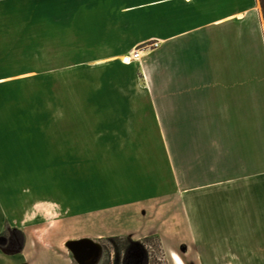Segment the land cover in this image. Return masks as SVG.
<instances>
[{
	"label": "crops",
	"instance_id": "crops-1",
	"mask_svg": "<svg viewBox=\"0 0 264 264\" xmlns=\"http://www.w3.org/2000/svg\"><path fill=\"white\" fill-rule=\"evenodd\" d=\"M33 43H38V49H33ZM153 43H158L157 48L143 50L141 59L133 62L135 50ZM33 57L40 59L45 75L96 74L118 60L125 67L133 63L148 85L146 90L166 67L168 105L180 110L175 115L190 127L181 136L206 139L199 147L200 164L213 171H241L228 181L251 184V210L227 212L202 205L200 211L203 224L216 234L242 232L238 215L251 218V247L240 253L242 257L231 252L240 248L218 245L217 249L201 247L196 255L187 253L184 258L173 252L174 264L175 257L182 264H241L249 259L251 264H264L260 0H0V88L14 90L17 73L29 74L25 59ZM124 57L131 59L130 64H124ZM16 59L24 61L17 65ZM4 100L10 103L9 94ZM15 139L10 130L0 135L2 171L26 166L16 162L17 152L22 155L26 150H17ZM12 183V188L3 183L9 187L0 192V201L7 207L0 215V236L14 229L22 232L24 241L14 252L0 246V264H77L67 243L81 239L62 236L65 219L48 222L47 213L32 211L31 201L17 204L15 178ZM226 217L232 220L227 222ZM204 225L203 231L208 232ZM105 235L100 232L83 239L96 244Z\"/></svg>",
	"mask_w": 264,
	"mask_h": 264
},
{
	"label": "rangeland",
	"instance_id": "rangeland-1",
	"mask_svg": "<svg viewBox=\"0 0 264 264\" xmlns=\"http://www.w3.org/2000/svg\"><path fill=\"white\" fill-rule=\"evenodd\" d=\"M16 60L17 65L24 61ZM25 60L29 74L17 73L14 90L0 88V135L14 132L16 149L26 150L15 155L16 162H25L22 169L0 168L11 188L16 179L17 204L31 201L32 211L47 213L48 222L65 219L63 237L105 233L98 240L97 264L109 254L113 261L118 243L113 237H130L133 246H144L151 263L159 264H174L173 252L184 258L201 247L229 245L240 248L231 250L240 257L251 247L249 216L239 214L242 232L230 234L211 232L200 218L202 205L251 210V184L228 181L241 171H213L200 164L199 147L206 139L181 136L190 127L175 115L180 110L168 105L166 67L146 90L133 63L125 67L118 60L96 74L45 75L38 57ZM8 94L10 103L4 104ZM5 182L0 192L9 187ZM5 208L0 201V215ZM23 241L14 229L0 236V246L9 252Z\"/></svg>",
	"mask_w": 264,
	"mask_h": 264
},
{
	"label": "water",
	"instance_id": "water-1",
	"mask_svg": "<svg viewBox=\"0 0 264 264\" xmlns=\"http://www.w3.org/2000/svg\"><path fill=\"white\" fill-rule=\"evenodd\" d=\"M67 248L72 253L77 264H97L102 252L99 243L94 244L87 239L70 241L67 243ZM129 254L132 255L133 259L127 257ZM125 255V264H147V253L143 246L135 247L132 244Z\"/></svg>",
	"mask_w": 264,
	"mask_h": 264
},
{
	"label": "trees",
	"instance_id": "trees-1",
	"mask_svg": "<svg viewBox=\"0 0 264 264\" xmlns=\"http://www.w3.org/2000/svg\"><path fill=\"white\" fill-rule=\"evenodd\" d=\"M260 4L262 7L263 18H264V0H260ZM110 240H113L114 242H118L116 243L115 248L113 249V257H112L113 261H110L111 255L109 254L107 260L103 261L102 264H125L124 255L132 245L133 243L132 239L130 237H113L110 238ZM146 253H147V264H159L158 262L151 263L150 258L148 256V252L146 251Z\"/></svg>",
	"mask_w": 264,
	"mask_h": 264
},
{
	"label": "built area",
	"instance_id": "built-area-1",
	"mask_svg": "<svg viewBox=\"0 0 264 264\" xmlns=\"http://www.w3.org/2000/svg\"><path fill=\"white\" fill-rule=\"evenodd\" d=\"M157 46H158V43H153V44L143 48L142 50H135V53H134L135 57L133 58V61H139L141 59L142 56L140 54L143 53V50L151 51V50L157 48Z\"/></svg>",
	"mask_w": 264,
	"mask_h": 264
},
{
	"label": "bare ground",
	"instance_id": "bare-ground-1",
	"mask_svg": "<svg viewBox=\"0 0 264 264\" xmlns=\"http://www.w3.org/2000/svg\"><path fill=\"white\" fill-rule=\"evenodd\" d=\"M134 57H135V55H134ZM122 61H124L126 64H128V63H130L131 59L129 57H124ZM175 262L177 264H182V262L180 261V259L177 258V257H175Z\"/></svg>",
	"mask_w": 264,
	"mask_h": 264
},
{
	"label": "flooded vegetation",
	"instance_id": "flooded-vegetation-1",
	"mask_svg": "<svg viewBox=\"0 0 264 264\" xmlns=\"http://www.w3.org/2000/svg\"><path fill=\"white\" fill-rule=\"evenodd\" d=\"M24 240V239H23ZM23 243V242H22Z\"/></svg>",
	"mask_w": 264,
	"mask_h": 264
}]
</instances>
